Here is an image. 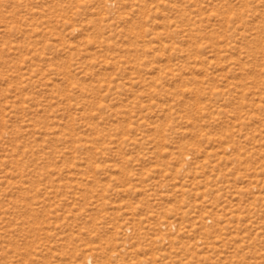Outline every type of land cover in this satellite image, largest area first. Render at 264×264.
<instances>
[{
	"label": "rangeland",
	"instance_id": "374dc122",
	"mask_svg": "<svg viewBox=\"0 0 264 264\" xmlns=\"http://www.w3.org/2000/svg\"><path fill=\"white\" fill-rule=\"evenodd\" d=\"M0 264H264V0H0Z\"/></svg>",
	"mask_w": 264,
	"mask_h": 264
}]
</instances>
